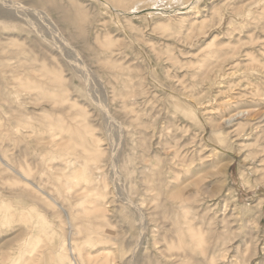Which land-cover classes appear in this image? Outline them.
Instances as JSON below:
<instances>
[{
  "label": "rangeland",
  "instance_id": "1",
  "mask_svg": "<svg viewBox=\"0 0 264 264\" xmlns=\"http://www.w3.org/2000/svg\"><path fill=\"white\" fill-rule=\"evenodd\" d=\"M0 60V264H264V0H0Z\"/></svg>",
  "mask_w": 264,
  "mask_h": 264
},
{
  "label": "bare ground",
  "instance_id": "2",
  "mask_svg": "<svg viewBox=\"0 0 264 264\" xmlns=\"http://www.w3.org/2000/svg\"><path fill=\"white\" fill-rule=\"evenodd\" d=\"M52 1H53V0H52ZM59 1H60V0H59ZM62 2H63V1H62ZM142 3H143V2H142ZM198 3H199V2H198ZM46 4H47V3H46ZM52 4H53V3H52ZM62 4H63V3H62ZM135 5H136V4H135ZM137 5H139V4H137ZM154 5H155V4H154ZM55 6H56V5H55ZM65 6H66V5H65ZM52 7H53V6H52ZM56 7L60 9L59 5H57ZM53 8H55V7H53ZM57 8H56V9H57ZM59 9H58V10H59ZM153 9H154V8H153ZM134 10H135V9H134ZM151 10H152V9H151ZM60 11H62V10H60ZM139 11H140V10H139ZM62 12H64V11H62ZM173 12H174V11H173ZM66 13L69 14V12H66V11H65L64 14L67 15ZM138 13H139V12H138ZM146 14H147V13H146ZM60 15H61V13H60ZM65 15H64L63 17H67V16H68V15H67V16H65ZM137 15H138V14H137ZM61 16H62V15H61ZM72 16H73V15H72ZM65 21H66V20H65ZM70 21H71V20H70ZM72 23H73V22H72ZM68 24H70V23H68ZM20 50H21V49H20ZM7 57H8V56H7ZM0 61H1V60H0ZM25 69H26V68H25ZM5 73H6V72H5ZM3 75H5V74H3ZM12 75H13V74H12ZM12 75H11V76H12ZM28 75H29V74H28ZM6 76H7V75H6ZM13 76H14V75H13ZM3 77H4V76H3ZM16 77H17V76H16ZM16 77H15V78H16ZM0 78H1V77H0ZM7 78H8V77H7ZM10 78H13V77H10ZM15 78H13L12 82L14 81ZM17 79H18V78H17ZM2 80H3V79H2ZM9 80H10V79H8V81H9ZM3 81H4V80H3ZM10 82H11V81H10ZM7 83H8V82H7ZM14 83H15V82H14ZM11 84H12V83H11ZM9 90H10V89H9ZM10 93H11V92H10ZM214 95H215V94H214ZM221 102H222V101H221ZM207 103H208V102H207ZM211 104H212V102H211ZM213 109H214V108H213ZM209 110H210V109H209ZM211 110H212V109H211ZM14 111H15V110H14ZM15 112H16V111H15ZM20 113H21V112H20ZM14 116H15V115H14ZM24 116H26V114H25ZM14 119H15V118H14ZM206 122H207V121H206ZM28 123H29V122H28ZM248 124H249V123H248ZM250 124H251V123H250ZM24 125H25V124H24ZM256 125H257V124H256ZM234 128H235V127H234ZM253 128H254V127H253ZM231 130H232V129H231ZM235 130L237 131V128H236ZM235 130H234V132H235ZM243 130H244V129H243ZM74 132H75V131H74ZM253 132H254V131H253ZM256 132H257V129H256ZM72 133H73V130H72ZM75 133H76V132H75ZM241 133H242V132H241ZM261 133H262V132H261ZM76 134L78 135V133H76ZM229 134H230V133H229ZM25 135H26V134H25ZM27 135H28V134H27ZM248 135H249V133H248ZM231 136H232V135H231ZM238 136H240V135H238ZM247 137H248V136H247ZM51 138H52V137H51ZM53 138H54V137H53ZM231 138H232V137H231ZM235 138H236V137H235ZM241 138H242V137H241ZM253 138H254V137H253ZM258 138H259V137H258ZM49 139H50V138H49ZM56 139H57V138H56ZM77 139H78V138H77ZM52 141H53V140H52ZM35 142H36V141H35ZM241 142H242V141H241ZM36 143H37V142H36ZM37 144H38V143H37ZM57 144H58V143H57ZM70 144H71V143H70ZM242 144H243V143H242ZM246 144H247V143H246ZM57 146H58V145H57ZM94 147H95V146H94ZM88 148H89V147H88ZM91 148H92V147H91ZM94 149H95V148H94ZM54 150H55V149H54ZM95 150H97V149H95ZM95 150H94V151H95ZM67 151H68V150H67ZM99 151H100V150H99ZM83 152H84V151H83ZM91 152H92V151H91ZM96 152H97V151H95V154H96ZM49 153H50V152H49ZM89 153H90V152H89ZM262 153H264V151H262V149H261V151H258V153H256V154H262ZM39 154H40V153H39ZM93 154H94V153H93ZM91 155H92V154H90V156H91ZM96 155H97V154H96ZM100 156H101V155H100ZM260 156H261V155H260ZM92 157H93V156H92ZM261 157H262V156H261ZM13 159H14V158H13ZM89 159H90V158H89ZM91 159H92V158H91ZM97 159H98V157H97ZM97 159H96V160H97ZM99 159H100V158H99ZM260 159H261V158H260ZM258 160H259V159H258ZM14 161L16 162V160H14ZM39 161H40V160H39ZM67 161H68V160H67ZM71 161L73 162V160L69 159V162L71 163L70 166H72V164H73ZM88 161H89V160H88ZM88 161H87V162H88ZM261 161H262V160H261ZM32 162H33V161H32ZM61 162H62V161H61ZM63 162H64V161H63ZM94 162H95V161H94ZM251 162H252V160H251ZM96 163H97V162H96ZM169 163H171V162H169ZM261 163H262V162H261ZM32 164H33V163H32ZM40 164H41V163H40ZM255 164H256V163H255ZM18 165H19V163H18ZM37 165H38V164H37ZM68 165H69V164H68ZM64 166H65V165H64ZM34 167H36V166H34ZM38 167H39V166H38ZM65 167H67V166H65ZM92 167H93V166H92ZM92 167H91V168H92ZM258 167H259V166H258ZM9 168H11L12 171H14L13 173L16 172L17 174H19L20 176L23 177V174H21V170H22V168L20 169V167H19V169H20V173H19L18 170H17L18 172L16 171V169L14 170V168H13L12 166H9ZM91 168H90V169H91ZM49 169H50V168H49ZM99 169H100V168H99ZM51 170H52V169H51ZM69 170H70V169H69ZM92 170H93V169H92ZM9 171H11V170H9ZM12 171H11V172H12ZM41 171H42V170H41ZM80 171H81V170H80ZM253 171H254V170H253ZM43 172H45V171H43ZM70 172H71V171H70ZM70 172H69V173H70ZM97 172H98V171H97ZM261 172H262V171H261ZM32 174H33V172H32ZM260 174H261V173H260ZM46 175H47V174H46ZM66 175H67V174H66ZM23 178H25V177H23ZM20 179H21V178H20ZM65 179H66V178H65ZM95 180H96V179H95ZM262 180H263V179H262ZM257 182H258V181H257ZM34 183H35V181H34ZM64 183H65V182H64ZM255 184H256V183H255ZM257 184H258V183H257ZM262 184H263V183H262ZM63 185H64V184H63ZM29 186H31V185H29ZM38 186H39V185H38ZM73 187H74V186H73ZM73 187H72V188H73ZM96 187H97V186H96ZM72 188H71V189H72ZM104 188H105V185H104ZM42 190H43V189H42ZM28 191H29V190H28ZM40 191H41V190H40ZM174 191H175V190H174ZM30 192H31V191H30ZM30 192H29V193H30ZM24 194H25V193H24ZM171 194H172V193H171ZM71 198H72V197H71ZM91 205H92V204H91ZM133 206H134V205H133ZM61 208H62V207H61ZM60 210H61V209H60ZM63 210H64V208H63ZM68 210H69V209H68ZM61 211H62V210H61ZM64 211H65V210H64ZM64 211H63V212H64ZM63 212H62V213H63ZM60 213H61V212H60ZM63 214H64V213H63ZM67 214H70V213H67ZM69 216H70V215H67V216H66V217H68V220L66 219L67 221H70ZM184 217H185V216H184ZM233 217H234V216H233ZM70 218H71V217H70ZM72 219H73V218H72ZM138 219H139V218H138ZM77 220H78V219H77ZM79 221H80V220H79ZM65 222H66V221H65ZM176 222H177V221H176ZM67 223H68V222H67ZM80 223H81V222H80ZM233 223H235V222H233ZM67 225H70V224H67ZM74 225H75V224H74ZM76 225H77V223H76ZM174 225H175V223H174ZM233 225H234V224H233ZM71 226H73V223H72V222H71ZM83 226H84V225H83ZM73 227H74V228H73ZM73 227H72L71 229H73L72 231L74 232L76 226H73ZM182 227H183V226H182ZM174 228H175V226H174ZM77 229H78V228H77ZM79 230H80V229H79ZM174 231H175V230H174ZM186 231H187V230H186ZM189 231H190V230H189ZM191 231H193V230H191ZM177 232H178V230H177ZM174 233H175V232H174ZM178 233H179V235L181 236V239H183V240H182L183 242H180V241L178 240V241L180 242V244H181V245H184V243H187V242H185L186 240L184 241V239H187V238H183V237H185L184 234H186V233L183 232V233H184V234H183V233H181V231H179ZM187 233H188V232H187ZM193 233H194V231H193ZM74 234H75V233H74ZM75 235H76V234H75ZM175 235H176V234H175ZM232 235H233V234H232ZM236 235H237V233H236ZM18 237H19V236H18ZM23 237H24V236H23ZM68 237H69V236H68ZM187 237H188V236H187ZM191 237H193V235H191ZM235 237H236V236H235ZM66 238H67V237H66ZM179 238H180V237H179ZM70 239H71V238H70ZM177 239H178V237H177ZM174 240H175V239H174ZM189 240L191 241L192 238L189 239ZM197 240H198V239H197ZM195 242H196V240H195ZM195 242H194V243H195ZM220 244H221V242L219 243V245H220ZM76 245H77V244H76ZM186 245H187V244H186ZM221 245H222V244H221ZM212 247H213V246H212ZM219 247H220V246H219ZM219 249H220V248H219ZM219 249H215V248H214L215 251H217V250H219ZM189 250H190V249H189ZM172 254H173V253H172ZM203 254H204V253H203ZM147 255H148V254H147ZM164 255H165V254H164ZM166 255H167V254H166ZM170 255H171V254H170ZM167 257H168V256H167ZM103 258H104V257H103ZM71 259H72V258H71ZM81 259H82V258H81ZM175 261H176V260H175ZM184 261H185V260H184ZM176 262H177V261H176ZM89 263H90V262H89ZM158 263H159V262H158ZM177 263H179V262H177ZM70 264H72L71 260H70Z\"/></svg>",
  "mask_w": 264,
  "mask_h": 264
},
{
  "label": "crops",
  "instance_id": "3",
  "mask_svg": "<svg viewBox=\"0 0 264 264\" xmlns=\"http://www.w3.org/2000/svg\"><path fill=\"white\" fill-rule=\"evenodd\" d=\"M261 223H262V228H263V232H264V213L261 216Z\"/></svg>",
  "mask_w": 264,
  "mask_h": 264
}]
</instances>
